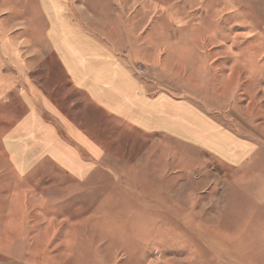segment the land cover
<instances>
[{
  "label": "rangeland",
  "instance_id": "374dc122",
  "mask_svg": "<svg viewBox=\"0 0 264 264\" xmlns=\"http://www.w3.org/2000/svg\"><path fill=\"white\" fill-rule=\"evenodd\" d=\"M71 1L104 25L119 18L127 30L149 29L157 14L146 0H114L118 14L107 0ZM165 4L179 13L165 31L181 35L182 48L163 41L175 57L157 70L144 65L143 73L212 116L215 132L229 128V155L225 139L201 150L112 120L115 128L99 136V171L77 181L90 164L71 147V135L44 134L51 148L34 149L11 133L24 113L14 94L23 84L53 99L74 127L85 120L76 98L62 96L61 70L48 71L38 54L37 67L15 71L11 104L0 105V264H264V0ZM10 17L18 22L6 23L11 37L32 36L37 25L33 40L45 39L39 0H0V23ZM37 244L45 262L32 258Z\"/></svg>",
  "mask_w": 264,
  "mask_h": 264
},
{
  "label": "crops",
  "instance_id": "0c3cea01",
  "mask_svg": "<svg viewBox=\"0 0 264 264\" xmlns=\"http://www.w3.org/2000/svg\"><path fill=\"white\" fill-rule=\"evenodd\" d=\"M39 1L47 15L46 36L41 42L33 40L38 35L37 25L32 36L20 35L15 39L6 32V23L12 21L15 27L17 20L10 17L0 23L3 33L0 42V100L3 101L0 105L5 108L11 104L6 101V94L9 90L16 91L18 78L15 71L21 73L37 67L36 59L40 54L45 55L48 71L55 64L61 70L67 81V84L61 82L64 84L61 86L66 87L62 96L69 94L70 98H76L79 115L82 113L85 120L82 122L80 119V125L74 127L75 124L62 114L53 99L38 92L37 87L23 84L20 92L14 94L19 97L24 113L19 114L11 129L14 135H21L23 144L34 149H48L51 148V141L42 135L63 132L71 135L74 140L71 147L80 151V159L90 164L89 170L77 181L90 180L99 171L104 156L99 136L112 131L109 128H115L112 120L145 134L159 135L162 141L184 143L201 150L217 149L215 144L219 139L222 143L225 139L229 155V128L225 132L222 128L215 132L212 116L195 108L187 97L178 96L173 88H167L157 79L149 77L148 72L139 74L135 70L138 65L154 70L156 67L164 68V62L175 57L165 52L163 41L168 40L170 46L182 48L181 35L165 31L166 21L174 23L179 16L174 7H166V0H156L157 4L155 0H146L149 7L156 5L157 14L150 28L146 26L144 30L138 24L127 30L119 18L117 26L109 21L108 25H104L80 1ZM107 1L118 14L114 0ZM101 9L108 11L105 6ZM5 51L13 55L14 63H6L9 59ZM48 88L51 90L52 87L49 85ZM73 100H67L70 108L75 105ZM13 107L14 113L21 110L17 104ZM42 140L45 146H38ZM36 246L38 244L33 248V260L45 262L44 253Z\"/></svg>",
  "mask_w": 264,
  "mask_h": 264
},
{
  "label": "built area",
  "instance_id": "2783aa9c",
  "mask_svg": "<svg viewBox=\"0 0 264 264\" xmlns=\"http://www.w3.org/2000/svg\"><path fill=\"white\" fill-rule=\"evenodd\" d=\"M135 70L137 73L142 74L144 71V67L142 65H138Z\"/></svg>",
  "mask_w": 264,
  "mask_h": 264
}]
</instances>
